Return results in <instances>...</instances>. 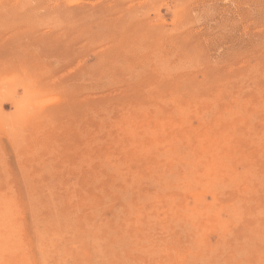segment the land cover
Returning a JSON list of instances; mask_svg holds the SVG:
<instances>
[{"label": "rangeland", "instance_id": "1", "mask_svg": "<svg viewBox=\"0 0 264 264\" xmlns=\"http://www.w3.org/2000/svg\"><path fill=\"white\" fill-rule=\"evenodd\" d=\"M0 264H264V0H0Z\"/></svg>", "mask_w": 264, "mask_h": 264}]
</instances>
